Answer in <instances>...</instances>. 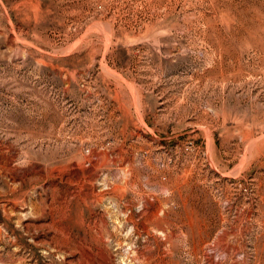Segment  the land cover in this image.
<instances>
[{
    "label": "rangeland",
    "instance_id": "rangeland-1",
    "mask_svg": "<svg viewBox=\"0 0 264 264\" xmlns=\"http://www.w3.org/2000/svg\"><path fill=\"white\" fill-rule=\"evenodd\" d=\"M0 264H264V0H0Z\"/></svg>",
    "mask_w": 264,
    "mask_h": 264
},
{
    "label": "bare ground",
    "instance_id": "bare-ground-1",
    "mask_svg": "<svg viewBox=\"0 0 264 264\" xmlns=\"http://www.w3.org/2000/svg\"><path fill=\"white\" fill-rule=\"evenodd\" d=\"M153 213H155V212H153ZM153 213H151V214H149V215H153ZM157 214V213H156ZM95 224V223H94ZM98 234H99V238H102V233L98 230ZM102 240H103V238H102ZM144 248H145V246H144ZM146 251V250H145ZM142 253H143V249H142ZM211 260V259H210Z\"/></svg>",
    "mask_w": 264,
    "mask_h": 264
}]
</instances>
